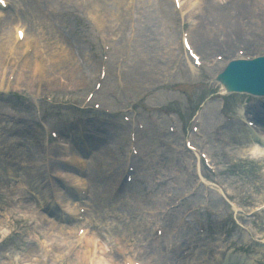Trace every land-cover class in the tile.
<instances>
[{
	"label": "rangeland",
	"instance_id": "374dc122",
	"mask_svg": "<svg viewBox=\"0 0 264 264\" xmlns=\"http://www.w3.org/2000/svg\"><path fill=\"white\" fill-rule=\"evenodd\" d=\"M20 1L14 21L26 24L34 38L40 39L45 44L50 41L49 50L45 44L40 45L39 50L47 54L52 62H57L60 56L63 58L60 63L51 65L47 75L48 82L42 85L37 84L36 81L35 84L30 85L17 82L15 78L18 68L15 63L5 66L2 71L4 76L0 77L7 86L0 92V187L4 188L9 184L5 179L7 169L12 171L13 178L18 180V183L13 182L12 185L23 183L24 187L19 200L24 207H18V204L15 206L24 213L16 214L15 210L4 208L0 198V240L4 236L1 231L2 226H5L10 233L0 245V264H24L14 263L11 258L13 255L28 264H68L67 258L60 261L55 257L49 263L41 260L49 242L56 241L53 238L46 239L44 236L51 233L55 235V230L50 229L49 223L56 222L60 212L57 209L47 214L45 210L50 206L45 210L36 209L33 200L35 195L26 194L31 188L37 193L47 190L44 167L50 173L61 170L60 164L55 160L62 157V153L49 138L48 133L36 124V119L31 113L34 104L41 103L52 117L51 125L61 134L76 141L78 132L75 131L80 125L62 126L58 119L53 120V117L60 113L63 120L71 119L73 113H68L72 109L68 106V98H74L76 102L82 104L86 94L94 88L95 81L99 80L98 72L102 69L106 70L107 76L104 81L102 80L103 87L98 97L104 106L113 111H120L133 105L141 108L143 99L151 104H157V99L165 102L184 101L186 106H191L197 100L194 98L189 102L186 97L213 86L223 63L215 62L218 55L216 49L212 51L209 59H204L206 65L202 70L199 72L192 70L179 43L183 23L173 13L170 0L163 4L162 8L165 6L167 11H171L173 17L171 22L163 21L160 15L161 9L155 0H140V8L139 0L133 4L130 0H126L124 6H121L123 7L120 11L122 24L120 23L119 31L113 29L112 11L115 4L113 0H88V2L55 0L58 5L57 19H55L57 21L53 22L51 28L57 29L59 33L57 30L48 33L46 25L36 20L38 19L36 13L33 10H25L26 4ZM244 1L247 0H241V3L243 4ZM253 7L257 6L253 3ZM254 10L258 11V8ZM231 11L233 10L229 9L224 15ZM214 14L217 17V14L223 13L218 10L214 11ZM258 16L253 14V17ZM201 20L218 25L209 17ZM257 20L254 23L256 30L253 34L248 32L247 35L254 41L255 46L264 41L262 35L264 33L260 31L264 22L258 18ZM6 27L7 25H3L2 29ZM244 28L247 29V23ZM105 46L110 48L109 54L105 52ZM230 47L226 48L228 54L245 48L241 44L234 43L233 47ZM55 49L59 51V55H56ZM258 52L261 50L254 53ZM106 55L109 57L107 61ZM74 60L78 65L74 66ZM191 73L197 76V80H193ZM92 74H95L93 81L86 82L88 76ZM161 86L165 88H158L156 92L150 93ZM47 89L50 91L47 92ZM46 95L53 98V102H45ZM259 101L264 102V100H255L256 105ZM216 107V104L208 103L205 108H210L212 114L209 123H205L203 127L207 140L202 142V146L207 148L216 165L223 169L224 172L218 180L228 187L227 192H221L211 185L212 177L205 170H202L206 178L202 180L205 185H201V181L191 169V164L185 168L181 153L177 152L180 148V137L170 136L165 131H143L142 134L141 131L138 132L145 150L152 151L154 156L151 165H143L139 162L137 173L152 175L153 179L150 181L148 178L141 180L136 177L129 185L118 182L129 148L128 135L131 128L126 125L118 129L114 137L104 142L111 146L105 149L106 153H93L95 170L101 178L95 174L89 177L92 183L88 191L89 197L86 198L88 209L90 208L89 220L92 219L91 226L95 230H101L107 236L105 243L111 250L108 255L113 257L115 263L122 264L121 261L130 257L134 260H154L155 264H165L166 261L173 264H193L192 258L182 254L183 247H187L189 243V246L193 242L199 243L196 238L203 240L206 234L196 235L200 227L198 218L201 213H191L189 208L203 203L206 198L212 201L209 207L214 211L211 220L202 219L207 226V234L211 233L213 237L221 235L229 247L243 251L247 249L264 258V254L260 251L261 247L256 243L251 245V249L247 247L251 239L259 241V237L264 238V212L256 218L244 217L242 214L233 213L226 202L217 200L221 198L219 193L225 194L229 201L246 208V212L264 203V172H259L254 163L241 164L238 155L228 156L222 153L221 144L216 142L217 137L212 135V127L220 124ZM86 109L79 111L82 115L75 113L76 116L95 118V113L90 111V108ZM22 116L25 119L21 118ZM137 119L141 122V116ZM72 130L75 133H72ZM224 131L229 132L226 125ZM109 141H114V144L108 143ZM168 143L177 145V150L169 149ZM116 146L123 151L122 155L116 153ZM239 150L243 152L245 147L241 146ZM180 151L183 153L181 148ZM162 161L165 164L162 168L163 173L166 176H173L168 178V181L159 178L161 169L158 166ZM36 166L41 167L36 172V177L40 173L39 178L36 179L40 185L38 189L34 188L35 181L31 177V170L36 169ZM192 191H195L192 198L182 202L165 217L166 232L163 237L157 238L154 229L161 217L159 212ZM41 198L46 199V195ZM43 202L47 204L46 200ZM28 209H32L35 214L33 216L27 214ZM232 218L238 223L246 219L244 223H247L250 234L239 233L230 221ZM230 227H232L231 231L227 232L226 229ZM58 246L66 255L67 250L64 245L58 244ZM205 246L206 243L202 241L198 250L194 251L193 257L204 254ZM122 247L126 254L121 251ZM4 256H8L9 260H5ZM179 259L182 261L180 262ZM261 262L264 264V259Z\"/></svg>",
	"mask_w": 264,
	"mask_h": 264
},
{
	"label": "bare ground",
	"instance_id": "6f19581e",
	"mask_svg": "<svg viewBox=\"0 0 264 264\" xmlns=\"http://www.w3.org/2000/svg\"><path fill=\"white\" fill-rule=\"evenodd\" d=\"M5 1H6V4L9 2V0H5ZM19 1L18 0H13L15 6H17V5L20 6L21 1L20 2ZM22 1L26 4V7L28 9H35V10L36 9H40L39 4H36L35 2H33V0H22ZM113 1H115L114 7H113V11H112L113 17H114L113 29L115 28L116 31H119L120 30L121 17H122L120 11L123 10V7H121V6H124L126 0H113ZM155 1L157 2L158 7L161 9L160 15H161L163 21L171 22L173 20L171 11H167L165 6H164V8H162L163 7L162 5L167 3L168 0H155ZM254 1L256 3L255 6H257L256 8H258L260 15L258 17H252V20L249 23V32L251 34H253L254 31L256 30L254 23L258 21L257 18L264 22V0H254ZM228 4L229 3L225 2L224 0H209L208 4L205 5V12H207L208 17L213 22H216L219 26L224 27L225 23L226 24H227V22L231 23V18L227 17V15L225 16L224 15L225 13L221 14L220 17L219 16L216 17L215 14H214V11L221 10L225 6H227ZM235 4H230L229 6H231L234 9H239L240 5H242L241 0H237L238 6H235ZM126 5H127V3H126ZM221 5H223V6L221 7ZM1 12H3V11H1ZM0 16H1V14H0ZM39 19H41V17H39ZM19 24H20V26H22V27H24L26 29L28 36H32L31 33L29 32L28 26L26 24L20 23V22H19ZM44 24L46 25V23H44ZM46 27L48 28V30H47L48 33H51V32H54V30H57V29H52L50 24H48V26L46 25ZM260 31L262 33H264V24H263V27H262V29ZM57 32L59 33L58 30H57ZM197 32L199 33V35L204 36V34H202L200 29H197ZM32 38L36 41V49L37 50L39 49L40 45L45 44L40 39L34 38L33 36H32ZM48 39H50V38L48 37ZM13 41H14V37L8 31L6 32V30H3L2 33L0 34V77L3 76V72L2 71H3V67L5 66L6 54H7V51L9 50V47L11 46ZM49 42L50 41H48L45 44L48 47L47 50L50 49L49 48V44H50ZM216 42H217L216 40L211 41L208 44V47H213ZM54 51H56V49ZM55 53H56V55H59V51H56ZM208 53H210V51L208 49H206L203 52V54H208ZM44 56H45V61H46V66H47V75H48V73L51 70V65L53 63H54V65L57 64V63H60V61L62 60L63 56H60L59 60H56L57 62H52V60H50V58L46 54ZM75 65H78V62L74 60V66ZM39 73H41V72L39 70V67H38L37 63H34V61H30L29 64H27V66L25 67L24 74L20 73V75L24 78V81H25L26 84H31V83L35 84V81L37 80L35 75L38 77ZM94 75L95 74H92V76L91 75L88 76V78L86 79V82L89 83V82L93 81ZM46 79L48 80L47 77H46ZM193 80H197V76L196 75H193ZM230 137H231V135H230ZM231 139H232V143L233 144H236V145L245 144L244 138L241 136V134L239 136L233 134ZM250 147L251 148L245 147V150L243 151V154L245 156H249V155L255 156L254 154H258L259 153L257 151V149H259V146L253 144ZM103 153H106V151L105 152L103 151ZM72 157L74 159H77V160H80V161L83 160L82 154L81 155H73ZM91 163H92V167H95V164H94V161H93V157H92ZM31 172H32L31 177L33 179H35V176L37 174L36 173L37 170L34 169V170H31ZM98 177H100V176L98 175ZM61 199L63 200L64 203H66L65 201L67 199H66L65 196H63V197L61 196ZM49 227L54 228V225H51ZM86 238L87 237H84V239H86ZM93 245H95V241H93ZM82 255L83 256L80 258V260H82V261L78 260V264L83 263L87 259L86 255H85V252H83ZM42 256H43V254H42ZM60 260H62V256H61ZM98 264H104V263H102L101 260L99 259Z\"/></svg>",
	"mask_w": 264,
	"mask_h": 264
}]
</instances>
